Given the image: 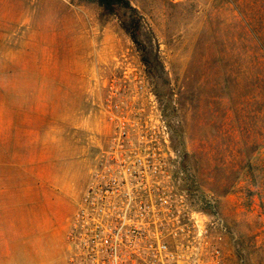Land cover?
<instances>
[{
  "label": "rangeland",
  "instance_id": "rangeland-1",
  "mask_svg": "<svg viewBox=\"0 0 264 264\" xmlns=\"http://www.w3.org/2000/svg\"><path fill=\"white\" fill-rule=\"evenodd\" d=\"M126 1L0 0V264H90L93 192L133 264H264V0Z\"/></svg>",
  "mask_w": 264,
  "mask_h": 264
},
{
  "label": "built area",
  "instance_id": "built-area-1",
  "mask_svg": "<svg viewBox=\"0 0 264 264\" xmlns=\"http://www.w3.org/2000/svg\"><path fill=\"white\" fill-rule=\"evenodd\" d=\"M92 197L86 199L85 205L77 211L73 219V227L76 231L84 229L86 244L82 247V257L90 264H133L131 256L135 255L132 246L123 245L124 242H134L138 235L139 224L132 217L133 199L127 200V206L123 212L121 223L118 226L104 228L101 222L91 223L99 220L96 216L104 213V210L113 203L103 200L93 192ZM168 205V200L162 201ZM140 217L148 214L151 208L143 207ZM90 227H93L90 229ZM72 234V233H71ZM151 255L159 260L158 264H178L176 255L166 244H159L156 248L151 247ZM72 264H76L73 262ZM85 264V263H82Z\"/></svg>",
  "mask_w": 264,
  "mask_h": 264
},
{
  "label": "trees",
  "instance_id": "trees-1",
  "mask_svg": "<svg viewBox=\"0 0 264 264\" xmlns=\"http://www.w3.org/2000/svg\"><path fill=\"white\" fill-rule=\"evenodd\" d=\"M101 6L102 8L107 12V13H111V12H114L115 10H121V9H128L132 12H134V9L131 7V5L126 1V0H96ZM139 25V22L138 20H131V24L130 25H125V29L127 31H129L130 29V34L133 38V40L135 41L137 38H136V35L135 33H132L133 31H135L136 29H133L134 26H138ZM144 62L147 64L149 63V58H148V55L147 53L144 55ZM5 102L2 101L0 102V107L3 105L4 106ZM7 107V106H5ZM2 108V107H1ZM14 109V108H13ZM0 116H3L0 112ZM14 156V155H13ZM17 159V158H16ZM7 163L6 161H3L1 160L0 158V165L2 164H5ZM16 161H14V163L12 164H15L16 165Z\"/></svg>",
  "mask_w": 264,
  "mask_h": 264
},
{
  "label": "crops",
  "instance_id": "crops-1",
  "mask_svg": "<svg viewBox=\"0 0 264 264\" xmlns=\"http://www.w3.org/2000/svg\"><path fill=\"white\" fill-rule=\"evenodd\" d=\"M72 222H71V225H70V229H69V231H68V233H69V236H68V239H70V236H71V233H72V230H73V219L71 220ZM71 246L69 245V247L68 248H70ZM69 250V249H68ZM68 264H70V260H69V262H68ZM72 264V263H71Z\"/></svg>",
  "mask_w": 264,
  "mask_h": 264
}]
</instances>
